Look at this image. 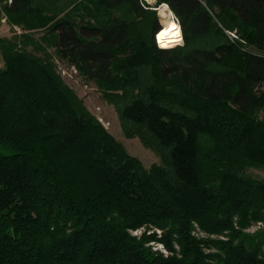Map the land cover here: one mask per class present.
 I'll use <instances>...</instances> for the list:
<instances>
[{
    "label": "trees",
    "instance_id": "1",
    "mask_svg": "<svg viewBox=\"0 0 264 264\" xmlns=\"http://www.w3.org/2000/svg\"><path fill=\"white\" fill-rule=\"evenodd\" d=\"M3 1L23 34L0 40V264H264V229L243 233L264 227L247 173L264 170V0H156L180 27L170 49L141 0ZM60 66L158 166L104 132Z\"/></svg>",
    "mask_w": 264,
    "mask_h": 264
},
{
    "label": "rangeland",
    "instance_id": "2",
    "mask_svg": "<svg viewBox=\"0 0 264 264\" xmlns=\"http://www.w3.org/2000/svg\"><path fill=\"white\" fill-rule=\"evenodd\" d=\"M143 4L145 3L143 2ZM146 6L148 7L149 10L154 11L155 16L157 18L158 29L160 31L161 28L163 29V25H164V17L159 12L160 7L156 6V0H154L151 4ZM165 17L168 16L165 15ZM169 17L170 18H168V20L175 21V18L173 17L172 14L169 15ZM223 33L230 44L238 43V45H240L242 48L245 47L244 43L243 42L241 43L238 32L236 30H231V31L223 30ZM14 34L21 35L23 34V31L21 29H19V31H16L15 28L12 29L7 23L6 25L0 24V40L11 38L12 35ZM38 36L41 38V35ZM182 45L183 44L180 43L179 45H176L174 48H177V46L181 47ZM2 67H3V60L0 54V69ZM59 68L61 71L64 72L65 77L64 76L63 77L65 78L64 82L66 83V85H68V87L71 88L76 93L78 98L83 101V104L87 109L88 113L96 120V122L104 130V132L110 135L115 141L120 143L124 151L131 158H134L137 161H139L140 164L144 167V169L150 170L154 166L159 165V159L155 156V154L144 148L136 138L128 139L122 135L118 125L116 113L114 112L112 106L108 105L103 100L100 92L94 86L88 85L86 86L87 88H85L84 87L85 83H83V81L78 76L76 75L69 76L70 71L65 70L63 66H60ZM99 120L102 121L103 124L99 123L98 122ZM247 173L252 178L260 182H264V170L251 168L247 170ZM262 229H264V227H262L261 224H257L256 226L252 227L247 231H244L243 233L244 235L254 236L260 233ZM140 233L141 231L132 232V236H138L140 235ZM157 234L159 235L158 232ZM196 237L213 242L225 241V239L222 237L205 236L203 233L199 232L198 229H196ZM149 246L153 251H157L162 255L167 256V253L160 244L151 243L149 244Z\"/></svg>",
    "mask_w": 264,
    "mask_h": 264
},
{
    "label": "bare ground",
    "instance_id": "3",
    "mask_svg": "<svg viewBox=\"0 0 264 264\" xmlns=\"http://www.w3.org/2000/svg\"><path fill=\"white\" fill-rule=\"evenodd\" d=\"M145 1L147 3H151L153 0ZM163 6L166 7L165 5H162L160 7ZM163 17V32L158 36V42H156L160 44L163 49H170L181 43V31L180 27L175 22H173L172 20H168V17Z\"/></svg>",
    "mask_w": 264,
    "mask_h": 264
},
{
    "label": "built area",
    "instance_id": "4",
    "mask_svg": "<svg viewBox=\"0 0 264 264\" xmlns=\"http://www.w3.org/2000/svg\"><path fill=\"white\" fill-rule=\"evenodd\" d=\"M11 1L12 0H4L3 1V5H10L11 4ZM144 2L146 5H149L145 0H141V2ZM142 2V3H143ZM144 4V5H145ZM162 6V5H161ZM160 7V6H159ZM166 10H168V8H167V6H166ZM172 17V16H171ZM6 23H7V20H6V17L4 16V14L2 13V11H1V3H0V24H4V25H6ZM16 31H19V30H17L16 29ZM155 43H156V45L160 48V49H163L162 47H161V45L160 44H158L157 42H156V40H155ZM181 43H182V39H181ZM62 75L64 76V72H62ZM71 75H75V72H72V71H70V76ZM85 88H87L86 86H84ZM260 119L262 120V121H264V110H262V112L260 113ZM99 123H101V124H103L102 123V121H98Z\"/></svg>",
    "mask_w": 264,
    "mask_h": 264
},
{
    "label": "crops",
    "instance_id": "5",
    "mask_svg": "<svg viewBox=\"0 0 264 264\" xmlns=\"http://www.w3.org/2000/svg\"><path fill=\"white\" fill-rule=\"evenodd\" d=\"M147 1H150V0H147ZM161 8H162V7H161ZM167 12H168L169 14H168ZM163 13H164V14H163ZM161 14H162L163 16H165V15H166V16H168V18H170V17H169V15H170V12H169V11H167V10H166V11H163ZM172 21H173V20H172ZM173 22H174V21H173ZM162 31H163V29H162ZM157 42H158V37H157ZM173 48H174V47H173Z\"/></svg>",
    "mask_w": 264,
    "mask_h": 264
},
{
    "label": "water",
    "instance_id": "6",
    "mask_svg": "<svg viewBox=\"0 0 264 264\" xmlns=\"http://www.w3.org/2000/svg\"><path fill=\"white\" fill-rule=\"evenodd\" d=\"M158 31H159V30H158ZM158 31H157V32H158ZM157 32H156V33H157Z\"/></svg>",
    "mask_w": 264,
    "mask_h": 264
}]
</instances>
